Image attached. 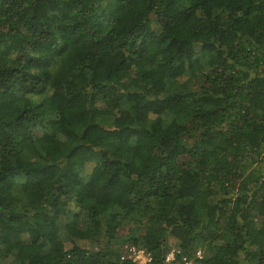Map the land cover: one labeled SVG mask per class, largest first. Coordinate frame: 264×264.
Instances as JSON below:
<instances>
[{"label": "trees", "instance_id": "obj_1", "mask_svg": "<svg viewBox=\"0 0 264 264\" xmlns=\"http://www.w3.org/2000/svg\"><path fill=\"white\" fill-rule=\"evenodd\" d=\"M126 244L264 264V0H0V264Z\"/></svg>", "mask_w": 264, "mask_h": 264}, {"label": "built area", "instance_id": "obj_2", "mask_svg": "<svg viewBox=\"0 0 264 264\" xmlns=\"http://www.w3.org/2000/svg\"><path fill=\"white\" fill-rule=\"evenodd\" d=\"M127 257L137 264H194V259L202 258L203 252L201 249L197 250L196 257L191 258L178 248H170L162 263L155 260L153 254L143 247H137L135 245L128 246Z\"/></svg>", "mask_w": 264, "mask_h": 264}, {"label": "rangeland", "instance_id": "obj_3", "mask_svg": "<svg viewBox=\"0 0 264 264\" xmlns=\"http://www.w3.org/2000/svg\"><path fill=\"white\" fill-rule=\"evenodd\" d=\"M129 244H126L125 247H127ZM69 246V245H68Z\"/></svg>", "mask_w": 264, "mask_h": 264}]
</instances>
